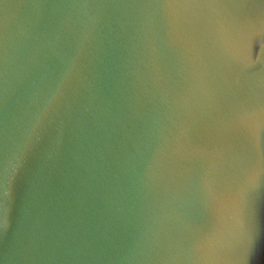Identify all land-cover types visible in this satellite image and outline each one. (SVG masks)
Segmentation results:
<instances>
[{
    "label": "water",
    "instance_id": "obj_1",
    "mask_svg": "<svg viewBox=\"0 0 264 264\" xmlns=\"http://www.w3.org/2000/svg\"><path fill=\"white\" fill-rule=\"evenodd\" d=\"M0 264H264V0H0Z\"/></svg>",
    "mask_w": 264,
    "mask_h": 264
},
{
    "label": "snow or ice",
    "instance_id": "obj_2",
    "mask_svg": "<svg viewBox=\"0 0 264 264\" xmlns=\"http://www.w3.org/2000/svg\"><path fill=\"white\" fill-rule=\"evenodd\" d=\"M252 251H254V249H251V248H250V253H251Z\"/></svg>",
    "mask_w": 264,
    "mask_h": 264
}]
</instances>
